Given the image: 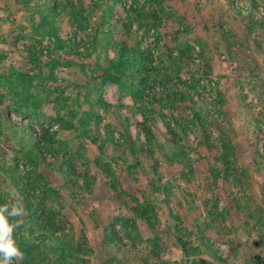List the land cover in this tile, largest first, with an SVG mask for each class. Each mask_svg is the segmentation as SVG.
<instances>
[{"label": "rangeland", "instance_id": "rangeland-1", "mask_svg": "<svg viewBox=\"0 0 264 264\" xmlns=\"http://www.w3.org/2000/svg\"><path fill=\"white\" fill-rule=\"evenodd\" d=\"M26 1L0 0V206L36 247L13 264H264V0H72L80 27L67 0ZM124 47L144 99L100 76Z\"/></svg>", "mask_w": 264, "mask_h": 264}, {"label": "trees", "instance_id": "trees-1", "mask_svg": "<svg viewBox=\"0 0 264 264\" xmlns=\"http://www.w3.org/2000/svg\"><path fill=\"white\" fill-rule=\"evenodd\" d=\"M30 0L26 1L27 4H29ZM112 4L118 3V0H111ZM67 3L69 4V6L71 7L72 10V15H73V24L75 26H82L86 20H88V11H85L84 9H82L80 6H77L75 3H73L72 0H67ZM95 5L98 6V2H95ZM127 10V9H126ZM128 13H129V19L131 21H138L140 23H145V24H151V25H158L160 22V19H158L157 15H155L154 13L152 14H147L146 11L142 12V11H138L135 8L132 9H128ZM109 10H107L104 14H103V22L106 23L107 21H109ZM51 22L54 23V19L51 20ZM110 29V28H109ZM108 28L105 30L107 31ZM99 31V30H98ZM98 31L95 32V38L97 39L99 36ZM103 31V29H102ZM121 54H119V56L117 58H110L107 61L103 60V57H98V59H95V62L97 64L100 65V67L102 68V71L100 73V76L102 78V81L104 83L107 82H112V83H116L121 85L124 88H129L132 89L133 93L135 94V97L137 99H144L143 97V91L139 88L136 87L134 85H131L128 83V81L125 79V76H127L128 74H133V73H137L138 75H140L142 78H148L149 76H153L152 71H150L149 69L146 68V65H138V68H136L134 62L131 60V58L129 56H126L125 54V47L121 49L120 51ZM1 57V56H0ZM183 60H186V56L183 53ZM170 61H176L175 57H170L169 58ZM104 64V65H103ZM159 104H162V101H155ZM151 103H154V100H151ZM222 105V108H225L226 101L223 100L222 102H220L219 106ZM223 110V109H222ZM81 124L83 125V127H80V131H81V135L84 138L85 133L87 132L86 130V119H82L80 120ZM219 128L220 130L223 132H225L224 130V126L220 123L219 124ZM227 140L226 142L222 143V147H223V151L221 153V159L223 160L225 166L227 169H232V170H236L238 173H242L244 174L246 172V169L241 166L239 164V160L236 156V146L232 145V140L229 134H227ZM127 146L129 148L130 153L134 154L136 158H138L139 156H141V152L142 149L139 148V146L137 145V142L132 138L128 136V140H127ZM154 172H157L156 167L154 166ZM214 171V170H213ZM216 171V170H215ZM140 207L142 208V210L149 212L151 220H155L157 217L156 214V209L154 207V205L152 204H148L147 206L144 205H140ZM256 216V215H255ZM37 224V222H36ZM41 224H43V229H45L47 231V233H51V234H56V232H58L59 230L56 229L54 227V224L51 223L50 221H41V223L39 224L40 228ZM156 225V224H155ZM63 236V235H62ZM64 238V237H63ZM44 247L56 250L57 252H59L60 254L64 255V254H68L70 251V243L64 238L63 240L60 241H55V240H51L48 243H46L45 245H43ZM19 247L21 248V250L24 252V255H30L32 251L35 250V245L33 243H31L29 240H24L23 242H20ZM196 264H199L198 261H194ZM201 263V262H200ZM245 264H251L248 260H245Z\"/></svg>", "mask_w": 264, "mask_h": 264}, {"label": "clouds", "instance_id": "clouds-1", "mask_svg": "<svg viewBox=\"0 0 264 264\" xmlns=\"http://www.w3.org/2000/svg\"><path fill=\"white\" fill-rule=\"evenodd\" d=\"M25 214V208L18 200L0 206V264H13L24 259L14 233L23 224Z\"/></svg>", "mask_w": 264, "mask_h": 264}]
</instances>
